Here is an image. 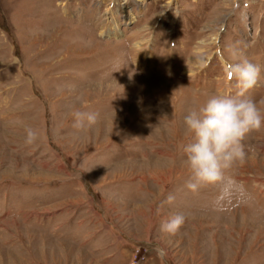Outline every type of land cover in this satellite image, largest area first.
Here are the masks:
<instances>
[{
    "label": "rangeland",
    "instance_id": "obj_1",
    "mask_svg": "<svg viewBox=\"0 0 264 264\" xmlns=\"http://www.w3.org/2000/svg\"><path fill=\"white\" fill-rule=\"evenodd\" d=\"M232 50L259 105L264 0H0V264H264V127L222 183L184 187V116L235 94Z\"/></svg>",
    "mask_w": 264,
    "mask_h": 264
},
{
    "label": "clouds",
    "instance_id": "obj_2",
    "mask_svg": "<svg viewBox=\"0 0 264 264\" xmlns=\"http://www.w3.org/2000/svg\"><path fill=\"white\" fill-rule=\"evenodd\" d=\"M232 62L226 63L227 76L235 81V94L213 93L198 107L190 108L184 116V127L188 142L183 145L188 176L184 187L197 193L202 188L220 184L225 172L236 162H243L245 150L243 141L252 131L264 127V101L260 104L247 93L257 85L261 69L252 63L242 51H231ZM73 128L86 131L94 127L99 118L95 112L71 110ZM38 139L37 130L25 128L26 145ZM168 202L174 200L168 196ZM185 223L183 214L168 217L161 230L169 235L176 234Z\"/></svg>",
    "mask_w": 264,
    "mask_h": 264
}]
</instances>
